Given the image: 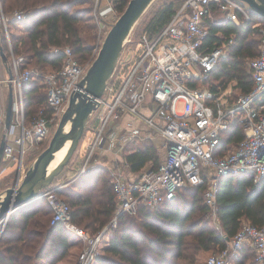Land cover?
Segmentation results:
<instances>
[{
    "label": "built area",
    "instance_id": "built-area-1",
    "mask_svg": "<svg viewBox=\"0 0 264 264\" xmlns=\"http://www.w3.org/2000/svg\"><path fill=\"white\" fill-rule=\"evenodd\" d=\"M100 1L92 0L95 15ZM243 3L185 0L156 35L143 29L136 39L133 33L123 45L98 105L88 118L87 152L77 175L85 171L96 152L102 161L111 153L106 166L116 203L110 220L91 236L71 222L68 204L56 194L65 183L51 184L39 195L53 210L50 223L60 222L69 235L83 242L76 264H94L100 253V239L106 236L104 245L119 217L136 214L139 206L157 208L174 199L184 186L206 184L203 199L217 219L220 177L246 174L254 186L264 178V26L258 27L259 53L246 60L253 84L250 90L233 97V86L229 84L234 85V81L226 86L204 83L233 43L230 37L207 46L210 23L245 24L250 15ZM214 10L221 13L218 19ZM24 17L22 10L5 15L0 0V24L13 88L12 119L2 161L16 165L19 178L26 170V156L51 138L70 95L88 68V64L78 63L71 48L65 46L59 69L32 71L23 55L14 54L8 28L11 20L21 21ZM130 44H135L134 54L126 61ZM35 78L43 85L46 97L41 109L26 122L23 85ZM4 115L0 104V136ZM234 123L240 125L243 137L221 148L222 135ZM144 146L159 151V163L154 166L148 162L150 165L130 175L122 156ZM244 246L254 250L256 264H264V224L243 222L223 248L206 258L205 264H229Z\"/></svg>",
    "mask_w": 264,
    "mask_h": 264
},
{
    "label": "trees",
    "instance_id": "trees-1",
    "mask_svg": "<svg viewBox=\"0 0 264 264\" xmlns=\"http://www.w3.org/2000/svg\"><path fill=\"white\" fill-rule=\"evenodd\" d=\"M108 1L119 14L129 2ZM184 1H170L153 10L141 30L147 29L156 35ZM1 5L5 15L15 10L25 14L21 21L11 20L8 28L9 31L11 25L21 28L19 32L10 31L12 50L26 58V65L32 71L41 73L59 69L63 61L61 49L65 46L71 48L78 63H85L82 58L89 53L90 47L85 43L84 28L90 31L85 23L92 20V0H1ZM86 5L88 7L81 8ZM248 11L250 20L245 24L210 23L205 40L207 46H212L233 38L232 45L204 82L226 86L229 81H234L233 97L252 88L246 60L259 53L261 34L258 27L264 26V18ZM141 30L137 34L134 31L135 39ZM87 37L91 38L90 35ZM0 46L8 55L1 24ZM45 97L46 92L38 78L23 85L26 122L41 109ZM242 137L240 125L232 124L222 135L221 148L235 144ZM159 157L154 146H144L123 155L122 159L128 165V173L135 175L148 162L156 166ZM77 179L71 182L73 185L68 192L63 193L65 190L61 187L56 194L68 204L71 222L94 236L108 223L116 203L108 168L104 163L89 161ZM206 187V184L187 185L181 188L182 192L179 193L181 189L177 191L174 199L157 208L139 206L136 214L121 215L116 227L110 228L103 253L97 255L96 263L197 264L199 252L223 248L226 239L232 237L243 222L255 226L264 224V178L257 186L246 174L219 178L216 193L219 228L206 219L210 213L203 199ZM52 215L53 210L43 197L15 210L0 229V264H57L68 256L75 243L60 222L50 223ZM229 264H256L254 250L244 246Z\"/></svg>",
    "mask_w": 264,
    "mask_h": 264
},
{
    "label": "water",
    "instance_id": "water-1",
    "mask_svg": "<svg viewBox=\"0 0 264 264\" xmlns=\"http://www.w3.org/2000/svg\"><path fill=\"white\" fill-rule=\"evenodd\" d=\"M152 0H129L123 12L104 36L97 53L90 62L78 88L68 101L46 148H44L26 168L22 177L16 176L12 185L0 193V227H4L8 217L17 209L39 198L40 192L49 186L68 163L81 140L90 114L96 109L113 68L117 62L126 38ZM264 18V0H239ZM0 57L8 76V96L4 121L0 136V163L7 141L13 112V88L11 70L7 57L0 46ZM68 125V126H67ZM68 144L63 158L54 168H49L55 153Z\"/></svg>",
    "mask_w": 264,
    "mask_h": 264
},
{
    "label": "rangeland",
    "instance_id": "rangeland-1",
    "mask_svg": "<svg viewBox=\"0 0 264 264\" xmlns=\"http://www.w3.org/2000/svg\"><path fill=\"white\" fill-rule=\"evenodd\" d=\"M170 1L179 2L180 0H153L152 3L150 4V6L146 9V11L142 14L139 21L137 22L136 27L134 29L136 34L139 32V30H141V28L144 26V24H146V22L148 21V18H150V16H151V12L153 10H155L156 8L161 6L162 4L170 2ZM243 5L245 6V8H248V6L246 4L243 3ZM93 6H94V3H92V7ZM84 7L86 8L88 6L86 5V6H83L81 8H84ZM113 7H114L113 4H109V8H106V10H103V12H101V8L99 7V10L97 11L96 15L93 13V8H92V12H91L92 20L89 21L88 23H85V26H89V29H90V31H87L86 27L84 28L85 29L84 35L86 36L85 37V40H86L85 43L88 47H90V49H89L90 51L85 56V58H82V61H83V63L85 62L84 64H88V66H89L90 62H92V60H93V58L97 52V49L100 46L104 36L106 35L108 30L110 29L111 25L116 21V19L120 15L119 12ZM14 26H16V25H14ZM14 26L11 25L10 29L13 30L12 27H14ZM90 26H92V27H90ZM16 29H18V27ZM88 35H90L91 38L87 37ZM134 46H135V44H130V49L127 51L128 55L125 56L126 61L129 60L130 58H132V55L134 54L133 53L134 52V50H133ZM257 48H259V45ZM0 64H1V62H0ZM4 75H6V74H2V76H4ZM229 85H230V87L233 86L232 83ZM7 96H8V92H7ZM4 109H5V106H4ZM87 132L88 131L85 129L84 134H83L81 140L79 141V144L76 147L75 151L73 152L72 156L70 157L68 163L63 167L62 171L54 179V182L60 181L61 183H65V185L63 186L64 187L63 189L65 191H63V193L66 191L68 192L69 189L71 188L70 186L73 185V183H71V182L79 177V176H77L78 171H79V168H81L83 163H84V160L86 157V152H87V149H86V145L88 143L87 137H86ZM48 142L49 141L46 140V142H43L44 145H40L38 149L33 150L31 153H29L26 156V158L23 162L25 169L29 166V164L32 161V159L34 158V156L36 157L44 148L47 147ZM96 154H97V152L92 156L93 158L91 159V162H94V160L101 161V159H99ZM106 156H108V155H106ZM106 156L104 159H107ZM147 165H150V164H147ZM16 172H17L16 171V165L7 164V163H4L3 161H1V163H0V193L2 191H4L7 187H10L12 185L14 179L16 178ZM23 174L24 173L21 174V177ZM78 180L79 179H77V181ZM182 190L183 189H181L179 191V193L182 192ZM47 218L49 219L50 216H48ZM206 219L209 220V223L211 225L219 228V222L217 219L214 218V216L211 212L206 217ZM78 227H80V226L78 225ZM80 228L85 230L82 227H80ZM85 231L87 233H89L87 230H85ZM105 237L106 236L104 235L100 239V245H99L100 253L99 254L103 253L102 247H103V242L105 240ZM69 238L70 239L74 238V235L70 234ZM74 245H75V246H73L74 249H73V247L70 249L68 256H66L62 260L58 261L57 264H73L74 261H75V263L77 262V256H78L79 251L83 247V242L76 241ZM72 249L74 250L73 257L70 256ZM216 251L217 250H211L208 252H199L196 255V263L197 264H205L206 258L209 255L214 254ZM68 257H70V259ZM94 264H96V261Z\"/></svg>",
    "mask_w": 264,
    "mask_h": 264
},
{
    "label": "crops",
    "instance_id": "crops-1",
    "mask_svg": "<svg viewBox=\"0 0 264 264\" xmlns=\"http://www.w3.org/2000/svg\"><path fill=\"white\" fill-rule=\"evenodd\" d=\"M99 7L101 8V12H103V10H106V8H109V2H108V0H101L100 1V4H99ZM220 15H221V13L219 11L214 10V17H215V19H218L220 17ZM12 28H13V30H11V32H19L21 30L20 27H18V29H16L17 27H12ZM0 62H1V64H0V68H1L0 69V104H1V106H3V107L5 106L6 107V103H7V92H8V85H7V82H6L7 72H6V69H5V67H4V65L2 63L1 57H0ZM2 74H6V75L2 76ZM107 155H108V156H106L107 159L105 160L106 162L105 161H102V160L101 161L94 160V162L96 164H100V163H104V164L106 163V164H108V159H110L112 157V155H111V153L110 154L108 153ZM55 183H61V182L60 181L54 182V180H53V183L52 184H55ZM72 241H73V243H75L77 240H76V238H72ZM73 249H74V247H73ZM73 249H72L71 255H70L72 257H73V254H74V250ZM68 258L70 259V257H68ZM73 264H76L75 261H74Z\"/></svg>",
    "mask_w": 264,
    "mask_h": 264
},
{
    "label": "bare ground",
    "instance_id": "bare-ground-1",
    "mask_svg": "<svg viewBox=\"0 0 264 264\" xmlns=\"http://www.w3.org/2000/svg\"><path fill=\"white\" fill-rule=\"evenodd\" d=\"M152 1H153V0H152ZM152 1H151V3H152ZM151 3H150V4H151ZM150 4H149V6H150ZM149 6H148V7H149ZM148 7H147V8H148ZM138 21H139V20H138ZM138 21H137V22H138ZM137 22H136V24H137ZM136 24L134 25L133 29L131 30V32H130L129 35L127 36L125 43L129 40V38H130L131 35L133 34L134 29H135V27H136ZM90 116H91V114H90ZM67 126H68V125H67ZM67 148H68V144H65V145H64L59 151H57V152L55 153V156H54L53 160L51 161L49 168H54V167L58 164V162H59V161L63 158V156L65 155Z\"/></svg>",
    "mask_w": 264,
    "mask_h": 264
}]
</instances>
